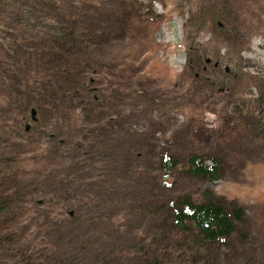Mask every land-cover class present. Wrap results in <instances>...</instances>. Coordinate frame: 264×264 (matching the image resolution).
<instances>
[{"label": "rangeland", "instance_id": "374dc122", "mask_svg": "<svg viewBox=\"0 0 264 264\" xmlns=\"http://www.w3.org/2000/svg\"><path fill=\"white\" fill-rule=\"evenodd\" d=\"M185 199L243 219L210 248L162 241L150 208ZM151 252L264 264V0H0V264Z\"/></svg>", "mask_w": 264, "mask_h": 264}, {"label": "trees", "instance_id": "16d2710c", "mask_svg": "<svg viewBox=\"0 0 264 264\" xmlns=\"http://www.w3.org/2000/svg\"><path fill=\"white\" fill-rule=\"evenodd\" d=\"M57 47L62 49L60 44ZM191 162V172L194 175L204 176L210 180L217 178V168H206L196 159ZM132 163L133 159L129 153L125 156L123 168L128 169ZM178 164L179 162L175 158L161 160L157 169L162 175L159 178L160 182L163 177H169ZM150 210L157 213L160 220L162 219L168 225L160 231L162 241L167 239V231L177 236L191 234L193 240L202 248H210L228 240L236 233L237 223L243 219L241 208L235 205L227 206L224 202L214 199L202 203H196L190 199L173 200L170 205L167 200H162L159 205H152ZM164 257V254L151 252L145 260L139 259L138 261H143V264H165ZM119 260V264H133L135 261L133 258L120 259V255ZM136 262L134 264H137Z\"/></svg>", "mask_w": 264, "mask_h": 264}, {"label": "water", "instance_id": "95a60500", "mask_svg": "<svg viewBox=\"0 0 264 264\" xmlns=\"http://www.w3.org/2000/svg\"><path fill=\"white\" fill-rule=\"evenodd\" d=\"M31 117H32V120L35 122L36 121V112L35 111H32L31 112ZM29 130V127L26 128V131Z\"/></svg>", "mask_w": 264, "mask_h": 264}]
</instances>
